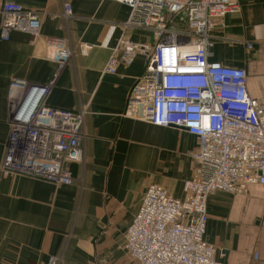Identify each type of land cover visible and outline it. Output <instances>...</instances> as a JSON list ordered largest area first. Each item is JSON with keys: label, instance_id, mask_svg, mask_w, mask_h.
Masks as SVG:
<instances>
[{"label": "crops", "instance_id": "0c3cea01", "mask_svg": "<svg viewBox=\"0 0 264 264\" xmlns=\"http://www.w3.org/2000/svg\"><path fill=\"white\" fill-rule=\"evenodd\" d=\"M6 1L39 13L42 25L37 35L13 31L0 39V264H49L51 257L69 264H137L124 247L127 229L150 185L185 198L199 140L181 127L124 117L145 57L120 65L116 74L102 70L125 32L128 6L116 0H0V22ZM238 1L240 12L214 29L208 59L245 69L247 90L264 107V0ZM65 3L75 18H66ZM127 34L135 42H153L147 32ZM49 39L67 43L71 56L63 67L45 57ZM84 44L93 47L85 52ZM53 82L48 106L86 111L84 159L68 165L73 183L3 175L11 86L23 91L21 84ZM206 239L224 252V264H264V186L210 196Z\"/></svg>", "mask_w": 264, "mask_h": 264}, {"label": "built area", "instance_id": "2783aa9c", "mask_svg": "<svg viewBox=\"0 0 264 264\" xmlns=\"http://www.w3.org/2000/svg\"><path fill=\"white\" fill-rule=\"evenodd\" d=\"M130 8L125 30L112 49L103 74L145 57V68L128 94L125 118L157 127L177 126L197 136V169L184 184V199L163 186L148 187L125 234L124 247L137 264H224L225 256L206 239L208 199L217 192L244 194L264 186V107L247 90L243 68L209 61L214 29L238 0H116ZM66 18H75L64 5ZM37 12L13 1L1 10L0 39L13 31L37 35ZM143 31L153 42H135L127 32ZM93 46L84 44L83 51ZM249 48H252L250 45ZM71 56L65 40L49 39L45 57L63 67ZM57 77V76H56ZM55 82L45 86L12 85L10 132L3 175H26L70 185L69 164L84 159L81 131L86 111L46 104ZM15 91V94L13 92ZM49 264H69L51 257Z\"/></svg>", "mask_w": 264, "mask_h": 264}, {"label": "bare ground", "instance_id": "6f19581e", "mask_svg": "<svg viewBox=\"0 0 264 264\" xmlns=\"http://www.w3.org/2000/svg\"><path fill=\"white\" fill-rule=\"evenodd\" d=\"M15 92V91H14Z\"/></svg>", "mask_w": 264, "mask_h": 264}, {"label": "water", "instance_id": "95a60500", "mask_svg": "<svg viewBox=\"0 0 264 264\" xmlns=\"http://www.w3.org/2000/svg\"><path fill=\"white\" fill-rule=\"evenodd\" d=\"M22 85V84H21Z\"/></svg>", "mask_w": 264, "mask_h": 264}]
</instances>
